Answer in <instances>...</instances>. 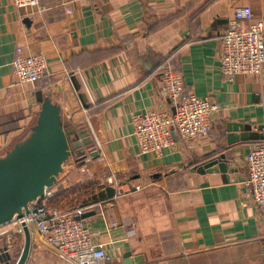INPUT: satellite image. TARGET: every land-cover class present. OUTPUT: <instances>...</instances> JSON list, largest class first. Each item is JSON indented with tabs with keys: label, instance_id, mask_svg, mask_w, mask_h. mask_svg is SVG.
<instances>
[{
	"label": "crops",
	"instance_id": "1",
	"mask_svg": "<svg viewBox=\"0 0 264 264\" xmlns=\"http://www.w3.org/2000/svg\"><path fill=\"white\" fill-rule=\"evenodd\" d=\"M242 5L252 8L264 37V0H42L28 7L0 0V155L35 123L37 91L60 106L66 125L88 128L85 158L74 154L52 190L64 210L78 195L76 206L93 212L82 220L103 246L99 264H264V208L244 185L245 155L259 139H241L259 126L264 132V69L232 80L219 70L227 20ZM18 46L45 57L37 82L14 80ZM164 68L219 109L209 134H174L161 154H141L132 116L171 110L159 79ZM219 155L226 171L195 169ZM29 228L26 264H75ZM13 237L14 261L23 235Z\"/></svg>",
	"mask_w": 264,
	"mask_h": 264
},
{
	"label": "built area",
	"instance_id": "2",
	"mask_svg": "<svg viewBox=\"0 0 264 264\" xmlns=\"http://www.w3.org/2000/svg\"><path fill=\"white\" fill-rule=\"evenodd\" d=\"M41 1L12 0L17 7L38 6ZM263 69V31L253 21L249 5L236 6L232 17L227 20L221 40L219 70L232 80L241 74L261 76ZM46 71V59L41 53H27L20 46L15 49L12 74L16 82H37ZM159 79L171 110L155 107L133 114V134L141 154H161L164 148L173 144L174 134L182 140L209 134L213 117L219 109V105L209 98L186 92L180 72L164 68ZM245 163L246 197L256 206L264 208V132L263 138L245 155ZM52 195V188L45 190L41 198L29 205L22 218L10 222L13 223L12 228L0 230V237L6 239L5 246L11 255L15 244L13 236L23 235L21 222L24 221L36 230L46 244L75 264H99L106 255L102 244L93 241L88 224L78 218L84 213V208L62 210L49 206L45 199Z\"/></svg>",
	"mask_w": 264,
	"mask_h": 264
},
{
	"label": "water",
	"instance_id": "3",
	"mask_svg": "<svg viewBox=\"0 0 264 264\" xmlns=\"http://www.w3.org/2000/svg\"><path fill=\"white\" fill-rule=\"evenodd\" d=\"M28 19L24 21L27 22ZM75 88L79 83L72 77ZM79 97L86 106V96L79 92ZM36 99L40 103L35 123L21 139L0 155V226L12 222L15 218H22L27 213L29 205L41 198L45 190L56 183L64 164L78 153L79 160L85 158V148L91 143L89 130L86 126H68L61 116V108L49 96L36 92ZM236 128V125H233ZM249 131V126H242ZM240 126L239 128L242 129ZM258 131L242 132L241 139L263 138ZM174 137V135H173ZM94 154V153H93ZM199 173L212 171H226L227 166L222 155L211 157L195 167ZM93 212L78 216L84 219ZM23 244L14 260L8 248L0 246V264H26L31 245V232L26 222H21ZM118 264H132L124 259Z\"/></svg>",
	"mask_w": 264,
	"mask_h": 264
},
{
	"label": "trees",
	"instance_id": "4",
	"mask_svg": "<svg viewBox=\"0 0 264 264\" xmlns=\"http://www.w3.org/2000/svg\"><path fill=\"white\" fill-rule=\"evenodd\" d=\"M78 196V195H77ZM77 196H73L70 199L66 200L67 204H69L67 210H74L76 208H78L76 205L79 202V197ZM80 196V195H79ZM59 197V194H53L50 198H46L45 199V203L49 206H57L58 208L64 210V205L61 206L60 204L57 203V198ZM75 199V200H74ZM14 261L12 260L11 263H13Z\"/></svg>",
	"mask_w": 264,
	"mask_h": 264
},
{
	"label": "rangeland",
	"instance_id": "5",
	"mask_svg": "<svg viewBox=\"0 0 264 264\" xmlns=\"http://www.w3.org/2000/svg\"><path fill=\"white\" fill-rule=\"evenodd\" d=\"M71 160H68L67 162H70ZM66 162V163H67ZM65 163V164H66ZM64 164V165H65ZM9 226V227H8ZM11 226H13V223H7V224H4V225H2V226H0V230H2V229H4V228H12Z\"/></svg>",
	"mask_w": 264,
	"mask_h": 264
}]
</instances>
